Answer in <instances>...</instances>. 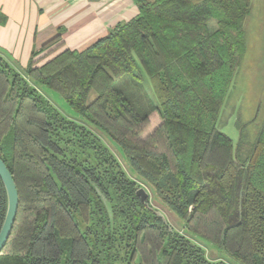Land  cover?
Returning a JSON list of instances; mask_svg holds the SVG:
<instances>
[{"label": "trees", "instance_id": "1", "mask_svg": "<svg viewBox=\"0 0 264 264\" xmlns=\"http://www.w3.org/2000/svg\"><path fill=\"white\" fill-rule=\"evenodd\" d=\"M133 1L134 19L83 50L31 60L23 75L0 55V158L19 199L0 264H228L208 261L149 198L142 203L140 186L90 128L117 146L187 232L233 264H264V118L252 121L253 141L241 128L236 150L216 128L246 51L249 0ZM123 78L146 98L152 88L156 103L138 108L116 87ZM72 138L90 158L68 152L79 151ZM6 205L0 181V228Z\"/></svg>", "mask_w": 264, "mask_h": 264}, {"label": "rangeland", "instance_id": "2", "mask_svg": "<svg viewBox=\"0 0 264 264\" xmlns=\"http://www.w3.org/2000/svg\"><path fill=\"white\" fill-rule=\"evenodd\" d=\"M248 10V17L243 24L245 30L246 51L228 89L216 124V128L231 139L233 150H236L239 144L241 128L243 127L242 129L249 136V140L253 141L259 125L254 128L255 125H252V121L254 122L256 119L261 123L264 118V0H249ZM208 28L211 31L216 29V22L211 21ZM3 53L5 57H8L11 60V57L5 51ZM13 62V65H15L19 69L21 75H23V71L20 69H25L24 66H27L28 63H25V65L22 66L17 60ZM44 62L39 63L37 61L35 64L38 66ZM147 82L152 84L149 79H147ZM29 83L31 84L30 81ZM115 85L135 100L136 106L143 111L149 110L152 103H156L155 94L152 88L150 94L147 92L150 98H146L144 92L142 91L139 93L127 79L123 78L118 80ZM146 86L150 91L149 85L147 84ZM35 87L64 117L68 119L77 118V115L57 94L52 93L44 86L36 85ZM144 88L146 87L144 86ZM93 98L94 95L92 94L89 97V101ZM149 101H152V103ZM89 130L98 134L101 141L110 149L113 158L118 161L122 170L126 172L127 177L134 180L140 187H143L148 192L149 205L153 210L157 211L164 217L174 231L184 235L187 239L200 246L204 251V257L208 261H222L227 262L228 264H233L214 244L204 242L187 232L184 228V221L160 201L159 197L149 184L132 173L120 151H118L117 146L96 129L90 128ZM3 143H5V147L8 146L7 139H5ZM71 143L73 145L75 143L76 147L79 148V151L77 153L75 152V154L74 151H68L70 154L73 156L76 155L78 158H90L89 156H91V152H89V150L83 152L80 149L77 138H72ZM90 161L94 163L93 159ZM122 256L123 255L121 254L120 257Z\"/></svg>", "mask_w": 264, "mask_h": 264}, {"label": "crops", "instance_id": "3", "mask_svg": "<svg viewBox=\"0 0 264 264\" xmlns=\"http://www.w3.org/2000/svg\"><path fill=\"white\" fill-rule=\"evenodd\" d=\"M138 12L133 0H0V55L19 72L13 61L24 66L83 50Z\"/></svg>", "mask_w": 264, "mask_h": 264}, {"label": "water", "instance_id": "4", "mask_svg": "<svg viewBox=\"0 0 264 264\" xmlns=\"http://www.w3.org/2000/svg\"><path fill=\"white\" fill-rule=\"evenodd\" d=\"M0 181L5 190L6 201H7L5 217L0 228V252H1L11 233L19 204L18 191L14 179L10 171L8 170L7 166L5 165V163L1 160V158H0ZM136 195L137 197H139L142 203H145L146 200L149 198L148 192L143 187H139L137 189ZM158 214L162 216L160 213Z\"/></svg>", "mask_w": 264, "mask_h": 264}]
</instances>
